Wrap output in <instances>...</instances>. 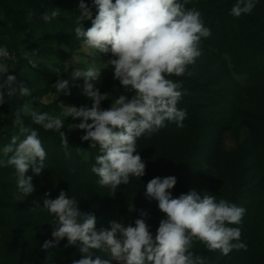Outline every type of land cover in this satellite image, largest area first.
I'll return each mask as SVG.
<instances>
[{"label":"rangeland","instance_id":"1","mask_svg":"<svg viewBox=\"0 0 264 264\" xmlns=\"http://www.w3.org/2000/svg\"><path fill=\"white\" fill-rule=\"evenodd\" d=\"M46 1L0 0V45L7 46L13 57L7 61L8 74L16 62L17 50V84L23 83L33 93L23 97L17 92L18 110L28 104L40 112L60 115V103L90 107L91 100L82 93L83 78L73 81L71 73L93 64L103 67L96 87L109 95V99L101 102L102 108H108L123 94V88L113 79L111 53H90L82 40L75 37L79 0H54L49 11L60 8V15L51 22L30 23L29 38L24 41L28 13L31 11L34 17ZM84 2L91 7L94 18L92 0ZM219 2L209 6L215 7ZM234 3L235 0L227 2L224 32L219 27L210 29L211 35L201 40V55L195 63L187 66L184 75L169 77L182 84V91L186 90L177 107L185 109L187 117L183 128L166 121V127L157 133L138 138L137 149L146 165L143 177H130L128 184L115 190L101 186L91 171L95 164L92 162L100 155L99 146L93 147L89 141L80 139L84 132L74 126L80 122L79 118L75 121L65 118L61 131L73 136L68 148L52 137L56 133L61 138L58 132L38 131L47 154L46 168L38 176L29 168L26 175L32 176L35 191L25 198L16 187L14 167L6 165L8 156L0 155L5 161V166H0V264H73V260L82 258L78 247H65L66 238L56 248L42 250L44 241L53 239L51 233L56 227L55 217L40 208L45 192L50 193V199H55L61 190L76 197L81 211L96 216L97 229L108 228L110 221L133 223L139 218L138 210H146L149 213L146 222L155 235L163 214L156 201L145 197L144 186L157 176H175L176 171L182 172V185L180 190H171L173 197L196 190L201 197L213 194L246 209L239 225L246 251L234 249L223 255L219 250H208L199 240L193 241L191 251L205 257L209 264H264V126L260 123L264 118V47L253 52V46L243 41L253 24H257H250L251 21L264 17V1L257 2L248 18L229 14ZM190 7L199 10L201 16L207 11L199 0H189L185 8ZM202 19L207 27L206 17ZM80 23L85 29L91 26L90 20ZM237 51L252 57L242 65ZM29 58L36 61L37 68L31 67ZM60 79L69 80L70 95L61 93L56 97L53 84ZM6 109L7 102L0 105V118ZM4 129L9 136L1 148L19 133L13 121L5 124ZM219 130L225 131L221 137L217 136ZM45 175L52 176L55 183L41 182ZM129 204L135 210L129 212ZM29 238L35 239L34 244L28 242ZM94 251L110 264H117L107 253Z\"/></svg>","mask_w":264,"mask_h":264},{"label":"clouds","instance_id":"2","mask_svg":"<svg viewBox=\"0 0 264 264\" xmlns=\"http://www.w3.org/2000/svg\"><path fill=\"white\" fill-rule=\"evenodd\" d=\"M257 2L235 0L229 14L234 17L248 14ZM187 4L189 0H92L96 10L93 18L91 7L79 0L75 37L82 40L90 53H111L113 79L119 81L123 94L108 108H102L101 102L109 99V95L96 87L103 67L93 64L71 73L73 81L83 78L82 93L91 100L90 107L60 103L61 114L53 115L25 104L16 111L13 124L19 133L0 148V155L8 156L6 165L14 167L16 187L23 198L35 191L32 176L26 173L31 168L33 175H40L47 158L38 131L26 126L23 116L45 131L58 132L64 148L69 147L61 131L65 118L74 121L79 118L80 122L74 126L84 132L80 139L89 141L93 147L99 146L100 155L91 171L101 186L115 190L128 184L130 177L145 175L146 165L138 152L137 140L145 134L157 133L166 127V121L174 122L177 128L184 127L187 112L177 105L186 90L182 91V84L169 77L184 75L187 66L201 55L202 38L211 35L201 12L194 7L186 9ZM60 10L55 7L43 13L41 19L51 22L60 15ZM32 16L30 11L28 19ZM87 20L91 26L85 29L80 22ZM12 58L7 46L0 45V105L17 92L23 97L33 94L30 87L16 83L15 75L8 74L7 61ZM28 63L34 69L38 67L34 59L29 58ZM53 87L56 97L61 93L70 95L69 80H57ZM0 166H5L2 159ZM176 183L173 175L157 176L144 186L145 197L156 201L163 214L155 235L146 222L149 218L146 210H138L139 218L133 223L110 221L108 228L97 229L96 216L81 211L76 197L61 190L55 199H50V193L45 192L40 208L55 217L56 227L51 233L53 239L45 240L41 248H56L66 238L65 247H78L82 254L73 264H110L94 250L107 253L117 264H209L205 257L191 251L194 240L223 255L234 249L247 250L239 227L246 212L244 207L217 199L213 194L201 197L196 190L173 197L171 190ZM128 210H135L132 204Z\"/></svg>","mask_w":264,"mask_h":264},{"label":"trees","instance_id":"3","mask_svg":"<svg viewBox=\"0 0 264 264\" xmlns=\"http://www.w3.org/2000/svg\"><path fill=\"white\" fill-rule=\"evenodd\" d=\"M216 1H220L218 4H216V6H209L211 3H214ZM262 2L264 0H258V2ZM54 2V0H47L45 3L42 4V6L40 7L39 11L37 12V14L32 17L31 20L26 19L25 25H24V32H25V40H27V38H29V34L27 32V29L30 26V23L32 22H40L43 21L41 19V15L45 12L49 11V8L51 7L52 3ZM200 5L203 6V9L205 6H207V11L204 13V16L206 17L207 21V27L209 29H214V28H220L221 32H224L225 26L227 24H225L223 22V17H224V13H226L225 9H226V5L228 0H199ZM257 4V3H256ZM256 6V5H255ZM256 7L253 8V10H255ZM252 10V11H253ZM251 11V12H252ZM250 12V13H251ZM248 13V14H250ZM248 14H242L241 16H247L246 18H248ZM204 16L202 15V17L204 18ZM253 23H257V24H253ZM250 24H253V27L250 28L249 33L247 34V36H245L244 40L245 44H251L253 46V52H257V50H260L264 47V17H261V20H258L255 22V20H252ZM227 27V26H226ZM256 45V47H255ZM241 51H245L244 49H240ZM241 51H237V57L240 61V63L243 65L244 62H246L247 60L250 59V57H252V54H248V53H243ZM16 62L13 64L12 69L10 71V74L15 75L16 76V83H17V68L19 67V54L18 51L16 50ZM259 67V66H258ZM18 94V93H17ZM17 94L11 97H7V109L5 111V115L4 117L0 118V148L1 146L7 142L8 139V134L5 129L4 126L5 124L14 121L15 119V113L18 110V106H17ZM24 119V123L26 126H30L32 128H35L37 131H42L46 134L52 133V131H45L43 128H41L38 125L32 124L30 121L29 117H25L23 116ZM260 123L264 126V118H262V120L260 121ZM230 132V131H228ZM225 133V131L223 130H219L217 136L221 137L222 134ZM53 135V134H52ZM67 137V142L73 141V136L71 134H65ZM54 137V140H56L57 142L60 141L61 142V138H57L58 135L56 133H54V135L52 136ZM245 139V134L244 137ZM239 138L236 139V141H238ZM95 161H93L92 163L94 164ZM175 177L177 178V183L174 185L173 189H177L180 190L181 189V185H182V172L181 171H176L175 172ZM41 182H44L46 184H54L55 183V179L50 176V175H45L43 176L41 179ZM233 201V200H232ZM21 205V204H20ZM19 205V206H20ZM25 205L22 204L21 207H24ZM12 233V232H11ZM13 235H18V233H12ZM31 242L30 244H34L35 239H31L29 238V241ZM29 247L31 248V245H29ZM101 259H104V256L101 255Z\"/></svg>","mask_w":264,"mask_h":264}]
</instances>
